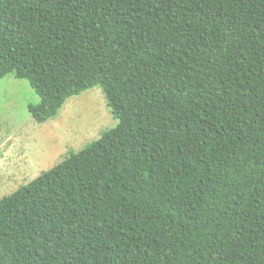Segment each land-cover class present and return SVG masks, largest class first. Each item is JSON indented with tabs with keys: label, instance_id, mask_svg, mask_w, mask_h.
<instances>
[{
	"label": "trees",
	"instance_id": "trees-1",
	"mask_svg": "<svg viewBox=\"0 0 264 264\" xmlns=\"http://www.w3.org/2000/svg\"><path fill=\"white\" fill-rule=\"evenodd\" d=\"M6 74L116 125L0 198V264H264V0H0Z\"/></svg>",
	"mask_w": 264,
	"mask_h": 264
},
{
	"label": "rangeland",
	"instance_id": "rangeland-1",
	"mask_svg": "<svg viewBox=\"0 0 264 264\" xmlns=\"http://www.w3.org/2000/svg\"><path fill=\"white\" fill-rule=\"evenodd\" d=\"M38 102L26 80L12 74L0 79V198L116 125L98 87L68 98L43 123L27 110Z\"/></svg>",
	"mask_w": 264,
	"mask_h": 264
}]
</instances>
